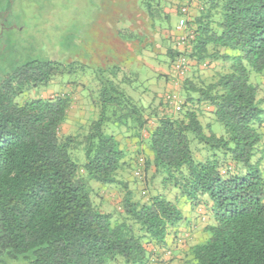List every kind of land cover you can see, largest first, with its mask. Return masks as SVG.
Wrapping results in <instances>:
<instances>
[{
  "label": "trees",
  "instance_id": "1",
  "mask_svg": "<svg viewBox=\"0 0 264 264\" xmlns=\"http://www.w3.org/2000/svg\"><path fill=\"white\" fill-rule=\"evenodd\" d=\"M199 1L183 30L193 39L166 46L169 68L188 61L177 109L166 94L145 105L146 90L118 67L97 69L95 117L60 135L69 94L21 100L76 66L30 61L0 82V264H157L173 254L167 238L186 206L199 238L184 240L178 264H264V0ZM140 6L154 27L171 25L160 0ZM78 149L82 163L71 157ZM102 191L118 205L103 208Z\"/></svg>",
  "mask_w": 264,
  "mask_h": 264
},
{
  "label": "rangeland",
  "instance_id": "2",
  "mask_svg": "<svg viewBox=\"0 0 264 264\" xmlns=\"http://www.w3.org/2000/svg\"><path fill=\"white\" fill-rule=\"evenodd\" d=\"M140 3L141 0L139 2L137 0L134 7L141 8ZM113 4L118 9L117 14L121 16L120 19H106L98 16L106 9L105 0H0V82L17 67L30 61H52L64 66H76L73 72L58 77L45 89L24 94L21 100L69 94L73 103L68 112L67 122L60 128V135L77 133L79 127L84 126L91 115L95 117L96 112L92 110L93 106L90 104L92 100H95V94L88 93V88L94 72L109 66L107 65L109 55L106 50H115V61L122 66L129 65V59L133 58L132 50L125 53L126 55L117 50L120 40H126L127 36L133 38L134 33L131 29H127L126 19L123 18L126 12L122 8L121 1L114 0ZM108 21H111V24ZM169 22L171 25L164 21L157 25L164 28L166 24L175 29L176 18L172 17ZM110 25L112 30H117L120 34L118 43L112 44L110 39L109 45L106 31L107 26ZM141 28L144 29V26ZM134 36L135 39L143 41L139 32L138 34L135 32ZM151 47L149 44V48ZM131 68L139 73V80L134 83V87L137 86L139 91H155L161 94L158 99L165 94V88L178 95L179 82L182 78L178 80L177 90L169 87L162 88L164 82L160 80L158 84L152 77L154 76L152 70L143 66ZM147 103L146 99L145 104ZM173 107L177 109L176 104H173ZM211 130L218 136L223 133L219 123H213ZM117 139L122 140V137L117 135ZM144 147L140 149L143 151ZM71 157L78 163L84 162V153L81 149L73 151ZM141 157L144 158V155ZM128 179L134 181L131 175ZM132 189L142 196L143 185L134 183ZM159 192H162L161 189ZM98 195L102 196V199L97 197V202L102 203L103 208L118 205L119 198L115 196V192L102 191ZM165 196L168 200L177 201L175 192H167ZM191 234L192 232L189 238ZM193 238V242H196L199 234L194 232ZM168 255V253L164 255L165 259L158 258L157 264H163L160 261L169 260L172 255ZM4 263L25 264V261L21 257L15 259L6 257Z\"/></svg>",
  "mask_w": 264,
  "mask_h": 264
},
{
  "label": "crops",
  "instance_id": "3",
  "mask_svg": "<svg viewBox=\"0 0 264 264\" xmlns=\"http://www.w3.org/2000/svg\"><path fill=\"white\" fill-rule=\"evenodd\" d=\"M120 1L122 3V8L124 12H126L125 13L126 15L123 16V18L126 19L125 21H126L127 29H131L132 33L134 34L135 32L137 34L139 32V34L143 38V41L141 39H135L134 34H133V38L132 37L129 38L127 36L125 38L126 40H123L125 41L123 46H122L123 41L120 40L119 43L120 46L117 50L122 52V54L123 53L127 54L130 50L133 51V52L131 51L133 53V58L132 59L128 58L130 60L129 65L126 64L122 66L118 64L114 58L115 50L113 49H110V51L106 50L109 55L108 57L109 64L107 65L110 66L107 67L108 68L118 67L121 70V74L124 73L127 76H129L132 79V83L130 84V87L132 89L134 88V83L139 80V73H136V71L133 70L131 67L143 66L153 71L152 73L154 76L152 77L153 79L157 80L158 84L160 80L164 82V86H162V88L169 87V88H175V90H177L178 88L177 83L179 82L178 75L174 71L173 66L172 68L168 67V58L166 52L168 46H170V48H176L178 50H182L183 46H177V43L175 41L176 38H172L170 41H168L169 36H175V35L178 36L182 34V31L177 28L178 25L184 24L185 27V23H187V21L190 20V17L192 18L195 16V14H197V9L199 8L200 1L199 0H160L161 2L160 9H162L163 13L166 16H168L170 19L172 17L176 18V22H177L176 27L175 29H172L170 31L166 28L165 25L164 28L158 25L154 27L149 17V13H146V11L142 9V7L141 8L134 7L137 0H120ZM105 2H106L105 11L104 12L102 11V13H100V15L98 16L106 19H120L121 16L117 14L118 9L113 4L114 0H108V1L105 0ZM184 7H187L188 9V16H181V15L179 16L176 12L177 8L182 9ZM136 12L138 13L137 15L135 14ZM108 22H110L111 24V21ZM117 22L118 21H116V23ZM143 26L144 29L141 28ZM127 31L129 32V30ZM106 34H108L107 44L110 45V39H112L111 42L112 44L118 43L117 42L119 39L118 35L120 33L117 30L114 29L112 30L111 25L107 26ZM149 44L152 46L151 48H149ZM263 83H264V79H263ZM138 92L140 91L138 90ZM164 92L167 96L176 97L178 101L179 95L175 94V92H171L169 90L167 91L166 88ZM152 93L157 98L161 96V94L155 91L146 90V93L142 95L144 102L147 99L149 103V101L151 100ZM184 212L186 213L187 219H185L184 223L180 224L176 229H174L173 233L167 238V243L170 245V248L173 250L172 257L176 258L174 259L176 261H173L171 264H178L177 259L181 258L183 254L182 252L187 249L186 248L187 245L186 246L184 245L188 242L189 243L191 242L192 244V242L194 241L193 238L194 232H192L189 238L190 233L188 232L189 231L188 229L190 225L195 224L197 220L196 216L198 214H196L197 212L195 213V211H193L189 206L184 207ZM174 237H176L175 238L176 240L174 239ZM184 240L186 241V243ZM176 241H177V246H175ZM163 256L164 255H161L160 259H165V256L164 257Z\"/></svg>",
  "mask_w": 264,
  "mask_h": 264
},
{
  "label": "built area",
  "instance_id": "4",
  "mask_svg": "<svg viewBox=\"0 0 264 264\" xmlns=\"http://www.w3.org/2000/svg\"><path fill=\"white\" fill-rule=\"evenodd\" d=\"M181 12L187 13L188 10L187 8L184 7L181 9ZM177 28L182 31V34L176 37L177 46H185L188 43V41L193 39V33L190 31H187V32L183 31L184 24L178 25ZM187 64H188V61L186 60L185 57L178 58L173 64V69L177 73L178 78H182L185 75L187 71ZM167 99L170 100L171 104H174L177 101V98L172 97V96H168Z\"/></svg>",
  "mask_w": 264,
  "mask_h": 264
}]
</instances>
